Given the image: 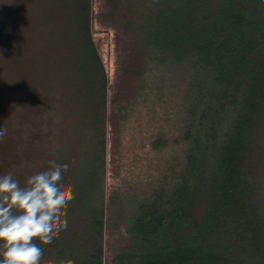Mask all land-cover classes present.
<instances>
[{
    "label": "trees",
    "instance_id": "16d2710c",
    "mask_svg": "<svg viewBox=\"0 0 264 264\" xmlns=\"http://www.w3.org/2000/svg\"><path fill=\"white\" fill-rule=\"evenodd\" d=\"M0 129L70 165L41 264H264V0H0Z\"/></svg>",
    "mask_w": 264,
    "mask_h": 264
},
{
    "label": "clouds",
    "instance_id": "9594fccd",
    "mask_svg": "<svg viewBox=\"0 0 264 264\" xmlns=\"http://www.w3.org/2000/svg\"><path fill=\"white\" fill-rule=\"evenodd\" d=\"M49 165L23 186L11 173L0 176V264H41L47 246L68 228L67 207L75 199L64 179L70 165Z\"/></svg>",
    "mask_w": 264,
    "mask_h": 264
},
{
    "label": "rangeland",
    "instance_id": "374dc122",
    "mask_svg": "<svg viewBox=\"0 0 264 264\" xmlns=\"http://www.w3.org/2000/svg\"><path fill=\"white\" fill-rule=\"evenodd\" d=\"M100 36L102 34H96V36ZM112 45L110 42V38H106L102 45H101V55L103 57L104 63H105V67H106V71L108 72V76L111 78V76L114 75L115 71H116V64H115V58L113 55V51H112ZM182 67L178 68L176 71H181ZM172 88H177L176 84H172L171 86ZM261 193H260V202H257V205L259 206V208H261L264 211V185H261V189H260Z\"/></svg>",
    "mask_w": 264,
    "mask_h": 264
}]
</instances>
